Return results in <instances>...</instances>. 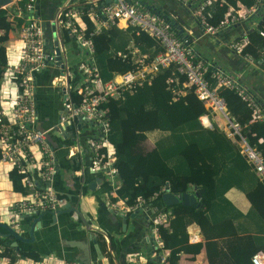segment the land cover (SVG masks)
<instances>
[{
    "label": "built area",
    "instance_id": "2783aa9c",
    "mask_svg": "<svg viewBox=\"0 0 264 264\" xmlns=\"http://www.w3.org/2000/svg\"><path fill=\"white\" fill-rule=\"evenodd\" d=\"M35 1L28 0L24 11L21 7H16L8 16L11 22H14L15 17L20 18L22 22L19 25L20 42L16 55L11 59L6 56V66L2 72L10 86L0 92V174L5 172L6 168L16 169L22 175L24 192L20 199L6 207V224L21 230V217L24 214L56 212L67 204L66 197L53 187L58 159L51 137L56 134L60 136L59 133L63 134L64 138L66 134L70 137V142L65 148L66 156L77 163L74 174L81 176L84 174L85 164L82 149L84 141L80 132L83 124L93 123L97 127L98 135L87 143L90 157L86 166L91 173L104 172L106 175L105 181L110 190L101 192L106 207L125 216L144 212L150 221L149 256L155 259L154 264H169V249L161 239L157 226L167 225L172 213L169 210L160 211L152 216L145 199L138 197L134 204L128 205L125 199L117 195L120 182L115 167L114 147L108 138L110 120L101 105L109 99H123L126 94H132L137 88L150 84L161 69L173 67L185 77L181 88H175L179 83L175 71L166 79L167 88L171 89L174 95L173 99L182 95L184 88L191 89L205 108V112L199 116L201 125L206 128L217 126L236 144L239 153L263 183L264 157L255 145L248 142L243 133V125L228 111L224 99L218 94V88L232 89L237 93L250 110L249 122L264 123V106L236 75L212 64L195 51L187 26L176 24L177 31H181L177 32L172 25L175 23L173 16L170 18L158 13L140 0H86L82 3L63 0L47 22L35 15ZM213 1L176 0L188 11L202 33L209 35H215L247 21L256 13H262L264 9V0H255V4L249 8L240 4L236 9L229 7L222 20L217 25H212L208 21L211 17L208 8ZM84 17L91 22V30H88ZM120 22L149 35L157 44L158 51L154 54L143 53L134 46L128 47L125 53L115 51L116 56L127 60L132 67L124 72H114L110 79L103 81L95 62L92 37L101 29L118 25ZM52 23L55 24L61 40L60 43L57 39V45L53 44V34H56V31L51 30ZM63 33H66L69 39L67 43L62 39ZM70 42L77 46L81 55L76 62L68 56L67 44ZM248 42L244 31L238 39L230 42L229 47L250 63L264 64V51L256 60L243 53ZM56 48L59 53H56ZM57 54L60 55V60L56 59ZM48 68L56 71L51 84L61 96V110L54 124L40 127L36 76ZM211 80L215 81L213 87ZM258 142L262 143L264 139L259 138ZM166 192H170L168 184L158 191ZM71 214L75 219L78 218L76 211ZM4 260L7 264L10 262L7 256H4ZM129 261L133 264H145L137 257H132ZM250 261L252 264H264V253L254 252ZM60 264L83 263L79 260H63Z\"/></svg>",
    "mask_w": 264,
    "mask_h": 264
},
{
    "label": "crops",
    "instance_id": "0c3cea01",
    "mask_svg": "<svg viewBox=\"0 0 264 264\" xmlns=\"http://www.w3.org/2000/svg\"><path fill=\"white\" fill-rule=\"evenodd\" d=\"M62 1L36 0L34 13L43 22H47L53 17ZM84 1L86 0H75L77 3ZM140 1L158 13L170 18L173 16L177 25L187 26L193 38L195 51L212 64L236 75L264 106V64L250 63L229 47L230 42L238 39L248 28L257 27L261 19L258 18L259 14H256L257 17L254 19L251 18L247 25L242 23L233 25L215 35H209L202 33L188 11L176 0ZM16 7H20L19 0H13L8 9L14 10ZM15 21L8 38L3 42L6 56L10 59L16 55L20 42L19 25ZM114 26L119 29L120 34L116 40L121 41V46L124 45L125 48L134 46L139 51L150 54L157 49L156 43L149 48L144 45L145 43H135L130 38V28L124 22ZM48 33L51 36L49 30ZM65 36L66 33H63L62 39L67 43ZM67 50L71 60L76 62L81 58L73 42L67 44ZM55 73L54 69L48 68L36 76V102L40 127L54 124L61 110V96L51 84ZM9 86V82L0 80V92L9 89ZM183 92L182 95L185 94V91ZM82 126L80 135L84 141L82 149L85 169L81 176L74 174L77 163L66 156L65 148L70 142V137L66 134L64 138L61 133L60 136L56 134L51 137L58 159L53 187L66 197L67 203L77 207L78 218L75 219L72 212L55 216L50 211H44L40 217V227L34 230V239L30 242L19 241L18 249L13 247L16 251L13 264H60L63 260L80 261L81 257L86 259L87 264H133L129 261L132 257H137L145 264L150 263V221L142 211L132 217L133 213L125 216L106 207L101 193L102 183H106V175L104 172L91 173L86 166L90 157L87 143L97 138V127L93 123H85ZM167 134L157 129L147 131L145 140L141 144L143 152H150ZM9 170L6 168V171L0 174V211L1 209L4 211L11 202L20 199L24 192L13 189L8 176ZM251 173L255 176L253 172ZM96 180L98 182L92 185ZM252 185L248 184L249 187ZM246 189L230 186L220 190L206 212V219L202 225L187 216L179 222L176 230L186 235V241L181 245L184 247L179 251L178 264H238V261L240 264H248L251 253L256 251L264 253V220L247 197ZM187 194L193 195V189ZM197 200L198 198L194 203ZM34 217L35 215L29 214L21 217V235L26 238L29 237V227ZM173 218L174 215L171 214L167 225ZM7 221L8 217L0 218V222L7 223ZM0 240L10 246L11 241L7 238L0 236ZM196 244H200V249L192 252L191 248ZM19 250L33 251L39 256V260L21 258L17 256ZM251 250L253 252H250ZM109 255L112 262L109 261ZM0 264H7L4 256L1 255Z\"/></svg>",
    "mask_w": 264,
    "mask_h": 264
},
{
    "label": "trees",
    "instance_id": "16d2710c",
    "mask_svg": "<svg viewBox=\"0 0 264 264\" xmlns=\"http://www.w3.org/2000/svg\"><path fill=\"white\" fill-rule=\"evenodd\" d=\"M27 1L19 0L22 11L25 10ZM239 4L249 8L255 4V0H214L208 8L211 12L209 23L217 25L230 6L236 9ZM11 12V9L0 8V79L6 66V49L3 42L12 28L13 22L8 19ZM258 18L261 19L257 27L246 30L249 42L243 49V53L249 54L254 60L261 57L264 51V34L260 33H264V9ZM13 20H16L17 25L22 22L17 17ZM84 20L88 30H91V22L86 17ZM249 20L242 21V24L247 25ZM172 25L176 29V23ZM129 28L130 38L135 43H145L148 48L154 46V40L145 32ZM119 34V29L111 25L92 37L95 62L103 81L110 79L114 72H124L132 67L127 60L114 54L115 51L127 52V48L121 46V41L116 40ZM157 51L158 48L152 54ZM174 71L173 67L161 69L150 84L137 88L132 94H126L123 99H109L101 105L110 120L108 138L114 147L115 167L120 182L117 195L125 199L128 205L134 204L138 197L145 199L152 216L167 210L174 215L169 225L157 226L161 239L169 249V264H178L179 251L184 247L181 245L186 241V235L177 231L176 226L186 216L202 225L206 212L220 190L230 186L247 188V197L264 220V183L239 153L236 144L217 126L206 128L201 125L199 116L205 112V108L191 89L184 88L185 94L173 99L174 95L171 89L167 88L166 79ZM175 75L179 82L175 88H181L185 77L177 71ZM214 85L215 81L211 80V86ZM218 94L224 99L231 115L243 125V133L248 142L255 145L264 157V142H258L259 138L264 139V123L249 122L250 110L232 89L220 87ZM154 129L167 132L168 136L160 139L150 152H143L141 144L145 140V133ZM8 176L14 190L24 191L21 184L22 175L16 169L10 170ZM249 183L253 184L252 187L248 186ZM165 184L169 185L170 192L181 198L193 189L198 198L197 202L184 204L181 201L165 205L162 193H158ZM101 187L102 191L110 190L107 182L102 183ZM0 231L5 232V229L0 227ZM0 247L3 249L0 255L9 257L10 263L13 264L16 259L14 248L1 240ZM191 249L192 252L199 251L200 244ZM17 254L21 258L39 260V256L33 251L19 250ZM109 261L112 262L110 255ZM154 261L155 259H151L149 262L154 264ZM237 263L240 264L239 261ZM248 264H251L250 257Z\"/></svg>",
    "mask_w": 264,
    "mask_h": 264
},
{
    "label": "water",
    "instance_id": "95a60500",
    "mask_svg": "<svg viewBox=\"0 0 264 264\" xmlns=\"http://www.w3.org/2000/svg\"><path fill=\"white\" fill-rule=\"evenodd\" d=\"M13 2V0H0V8H4L6 6L9 7V5ZM257 17V15H256ZM51 30L52 31H56V34H53V44L57 45L58 41L57 39L60 40V36L57 33V28L55 26V24H51ZM179 33L181 32L180 30H178ZM61 43V40H60ZM56 53L58 52V48H56ZM57 60H60V55L57 54L56 56ZM67 127V125H66ZM98 182V180L94 181L92 183V185H95ZM162 199L164 201V203L166 205H171V204H175L177 202H184L186 204L189 203H194L196 201V194L193 195H189V194H185L183 195V198L176 196L173 193L170 192H166V193H162ZM73 211H77V207L76 206H72L69 203L65 204L62 208H60L59 210H57L56 212H50L52 215H59L60 213H64V212H73ZM135 214H137V212L133 213L131 216H135ZM43 215V212H37L35 213V217L32 219V224L29 227V237L26 238L23 235H21L22 231L19 229H14L12 227H10L8 224L0 222V227L5 229V232H1L0 231V236L7 238L9 241H11L10 246L11 247H16V249H18L17 247V243L19 241L21 242H30L34 239V230L38 227H40V217ZM88 224V223H87ZM91 237V236H90ZM81 263L83 264H87L86 259L84 257H81L80 259Z\"/></svg>",
    "mask_w": 264,
    "mask_h": 264
},
{
    "label": "rangeland",
    "instance_id": "374dc122",
    "mask_svg": "<svg viewBox=\"0 0 264 264\" xmlns=\"http://www.w3.org/2000/svg\"><path fill=\"white\" fill-rule=\"evenodd\" d=\"M6 79V76L5 75H2L1 79L0 80H4L5 81ZM1 177V176H0ZM7 217V213H6V208L4 209V211H0V218H6Z\"/></svg>",
    "mask_w": 264,
    "mask_h": 264
}]
</instances>
